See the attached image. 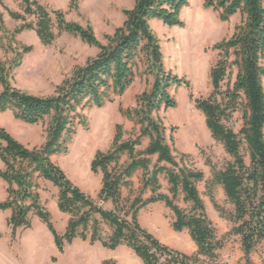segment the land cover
Returning <instances> with one entry per match:
<instances>
[{
	"label": "trees",
	"instance_id": "1",
	"mask_svg": "<svg viewBox=\"0 0 264 264\" xmlns=\"http://www.w3.org/2000/svg\"><path fill=\"white\" fill-rule=\"evenodd\" d=\"M20 1L22 12L9 9L0 0L13 19L22 21L9 33L0 11V47L12 52L10 60L0 58V113L11 111L17 120L27 124L43 123L46 136L42 145L29 148L0 125V178L7 183L8 193L0 201V210L10 211L7 226L12 240L19 229L32 227L35 214L47 225L61 253L67 244L80 238L113 250L127 245L143 264H196L202 255L215 258L225 237L218 234L209 218L197 187L205 174L185 164L189 154H179L178 160L174 137L168 136V128L159 116L162 109L177 106L173 90L189 82L166 69L161 41L151 22L157 19L171 27H183L181 13L189 0H135L132 8L123 10V24L104 35L105 42L98 39L90 25L69 21L61 9L50 8L40 0ZM204 7L217 12L222 21L241 15L233 34L213 46L218 51L210 70L213 90L207 97L196 98L195 104L204 113L213 138L231 157L222 167L210 158L206 160L212 173L208 181L212 202L232 224L229 234L241 238L245 260L239 264H253L251 254L264 241V0H205ZM26 29L35 30L45 45L68 32L99 51L84 65L76 66L52 94H31L11 81L12 72L34 49L33 45L16 41V36ZM3 33L8 36L5 38ZM142 76L153 78L150 87L137 95L134 107L119 108L137 131L126 139L124 126L117 124L111 147L98 150L92 159L91 171L102 175L95 198L82 190L53 156L68 154L78 125L86 123L85 110L115 102ZM236 114L241 115L239 129L235 128ZM145 139L149 142L140 150ZM125 155L128 160L122 162ZM140 170L144 172L142 191L150 190L152 194H136L124 204L123 190L132 188L133 177ZM161 175L169 183L170 194L161 191ZM46 181L59 190V210L70 215L64 233H59L51 212L42 203L40 191ZM217 185L234 206L232 211L215 199L213 189ZM181 191L184 201L193 205L189 211L175 202ZM157 202H164L175 213V231L188 229L198 247L195 255L172 248L141 225L139 211ZM108 203L113 207L107 208ZM103 225L111 229L107 237L103 235ZM104 264L115 262L106 260Z\"/></svg>",
	"mask_w": 264,
	"mask_h": 264
},
{
	"label": "rangeland",
	"instance_id": "2",
	"mask_svg": "<svg viewBox=\"0 0 264 264\" xmlns=\"http://www.w3.org/2000/svg\"><path fill=\"white\" fill-rule=\"evenodd\" d=\"M2 1L9 9L22 12L20 0ZM40 1L50 8L63 10L69 21L78 22L84 26L90 25L98 39L103 42H105V34L113 33L118 26L123 24L125 20L123 10L132 8L135 3V0H73L72 6V0ZM204 1L189 0V5L184 7L181 13V18L184 21L183 27H171L157 19L151 22L154 32L161 41L166 69L186 78L189 82V85H183L176 91L173 90L177 106L168 110L162 109L159 116L168 128V136L174 137L175 155L189 154L190 157L185 164L204 172L205 177L197 183V187L209 218L216 226L218 234L225 237L224 246L218 251L215 258L202 255L199 256V262L196 264H239L245 260L241 238L238 235L229 234L232 224L220 215L212 202L208 189V181L211 179L212 173L211 167L206 163V160L210 158L218 167H222L231 160V157L225 151L224 146L213 138L206 125L204 113L196 107L195 99L211 94L213 87L210 70L218 59V51L213 49V46L233 34L235 26L241 21V15L237 14L228 21H222L217 12L204 7ZM0 11L4 13L7 32L11 33L22 24V21L13 19L1 4ZM199 16L203 18L201 23L197 22ZM31 20L33 18H29V21ZM214 30L219 31L217 36L201 40L203 36L210 35V31ZM193 32L197 35L190 42L186 37ZM3 36L6 38L8 35L3 33ZM16 41L20 45H33L34 49L24 56L21 66L12 72L11 81L17 88L38 96L52 94L56 86L70 76L76 66L84 65L90 57L96 56L99 51L97 47L84 42L80 36L68 32L59 34L51 45H45L35 30L26 29L16 36ZM11 57L12 52H7L0 47L2 60L8 61ZM234 77L235 75L232 81ZM152 79V77H138L127 92L115 102L108 103L102 108L85 110L83 114L86 123L78 125L76 135L69 145L68 154L54 157V161L65 170L67 175L82 190L92 194L95 198L101 188L102 175L91 171L92 159L98 150H108L111 147L117 124L124 126L126 139L131 136L134 130L137 131L135 124L124 117L119 108L120 105L125 108L134 107L137 95L150 87ZM1 88L0 84V90ZM0 125L7 128L29 148L40 146L45 141L46 126L43 123L27 124L17 120L12 113H5L0 114ZM241 125V115L236 114L235 128L239 129ZM172 127L175 128L173 131ZM148 142L149 140L145 139L139 149L143 150ZM127 160L128 156L125 155L122 162ZM152 160L155 163L157 157H152ZM178 160L180 161V156ZM2 167L3 165H0V168ZM143 175L142 170L138 171L133 177L132 188L123 190L124 204L136 194H144L145 197L152 194L150 190L142 191ZM160 182L161 191L170 194L169 183L165 175L160 176ZM0 188L2 190L0 192L4 193L7 184L2 181ZM213 194L221 206L229 211L233 210L234 206L227 199L220 185L214 187ZM41 200L51 212L57 230L62 233L66 221L58 208V194L55 189L50 188L46 183L43 184ZM175 202L187 211L191 210L193 206L192 203L184 201L182 191ZM106 207L112 208L113 206L108 203ZM0 213V230L3 231L5 227L4 215L7 212L0 210ZM138 219L144 228L165 244L190 255L197 253L198 247L192 240L188 229L180 232L174 230L172 224L175 220V213L164 202L153 203L141 209ZM110 232L111 229L107 225H103V235L107 237ZM11 239L12 232L8 228L4 233L2 244L8 243ZM12 241H18L17 251L21 257L19 264H60L52 262V255L57 253L53 235L47 225L35 214H32V227L25 229L21 234L18 232ZM98 243L101 245L100 242ZM93 245L89 240L80 239L79 243L68 247V257L61 264H82L91 255L98 257L107 254L109 257L116 258L112 259L115 264H143L142 260L127 245L106 252L96 251V249L90 251L89 249L93 248ZM251 259L253 264H264V241L256 246L251 254ZM0 264L13 263L0 256Z\"/></svg>",
	"mask_w": 264,
	"mask_h": 264
},
{
	"label": "crops",
	"instance_id": "3",
	"mask_svg": "<svg viewBox=\"0 0 264 264\" xmlns=\"http://www.w3.org/2000/svg\"><path fill=\"white\" fill-rule=\"evenodd\" d=\"M5 113H12L11 111H6V112H3V113H0V114H5ZM13 114V113H12ZM14 116V115H13ZM56 156V155H55ZM55 156H53V160H54V157ZM0 165L2 166L3 165V163H2V161H1V159H0ZM1 179V178H0ZM2 180V179H1ZM0 180V184L2 183V181L4 182V183H6L4 180H2L1 181ZM46 183V185H48L50 188H52V189H55V191H56V193L58 194V188L57 187H55L51 182H49V181H46L45 182ZM44 183V184H45ZM7 184V183H6ZM0 190H1V188H0ZM7 190V189H6ZM6 190L4 189V193H1L2 192V190H1V192H0V201H2V200H5L6 198H7V195H8V193H6ZM40 194H41V191H40ZM6 214L4 215V224H5V227H4V230L2 231V230H0V256H3L4 258H6V259H8V260H10L13 264H19V263H21V261H20V259L19 258H21L20 257V253H18V251H17V244H18V241H12V239L8 242V243H6V244H2V239H3V236H4V233L7 231V229H8V226H7V218L9 217V215H10V212H9V210H6ZM1 214V213H0ZM9 214V215H8ZM62 217H63V219L66 221V223H65V227H64V230L62 231V233H64L65 232V230H66V227H67V224H68V220H69V218H70V215L69 214H67V213H63L62 212ZM25 229H19L18 231H17V233L19 232V234H21L23 231H24ZM22 231V232H21ZM18 240H19V238H18ZM79 241H80V238H76L71 244H67L66 246H65V250H64V252L63 253H61L59 250H58V248L56 247V249H57V253L55 254V255H52V262H54V263H62L67 257H68V247L70 246V245H73V244H75V243H79ZM56 246V245H55ZM93 248H90L89 250L90 251H92L93 249H96V251H100V252H106V251H108V250H113V249H108V248H106V247H104L102 244L100 245L98 242H96L93 246H92ZM120 247H123V245H120L119 246V248ZM118 248V247H117ZM116 248V249H117ZM56 258L57 257V261H54L53 260V258ZM112 259H116V258H114V257H109V255L107 254V255H102V256H98V257H94L93 255H91L90 257H88V259H85V261H83V263L82 264H104V262L106 261V260H112ZM6 262V261H5ZM4 262V263H5Z\"/></svg>",
	"mask_w": 264,
	"mask_h": 264
},
{
	"label": "bare ground",
	"instance_id": "4",
	"mask_svg": "<svg viewBox=\"0 0 264 264\" xmlns=\"http://www.w3.org/2000/svg\"><path fill=\"white\" fill-rule=\"evenodd\" d=\"M200 16H201V15H200ZM200 16L197 17V20H198L197 22H200V23H201L202 20H203V18L200 17ZM203 24H204V23H203ZM199 26H200V25H199V23H198V27H199ZM201 30H202V28H201ZM200 32H201V31H200ZM209 34H210V35L203 36L201 40L211 39L212 37L217 36V35L219 34V31H216V30H214V31H210ZM189 35H190V36L187 35L186 39L189 40V41L191 42V40L194 39V38L196 37L197 33H194V32H193L192 34L189 33ZM182 52H183V51H182Z\"/></svg>",
	"mask_w": 264,
	"mask_h": 264
}]
</instances>
